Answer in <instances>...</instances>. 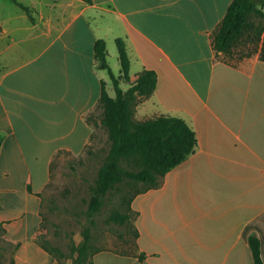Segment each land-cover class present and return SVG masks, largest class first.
<instances>
[{"label":"crops","instance_id":"crops-1","mask_svg":"<svg viewBox=\"0 0 264 264\" xmlns=\"http://www.w3.org/2000/svg\"><path fill=\"white\" fill-rule=\"evenodd\" d=\"M9 1L17 8L0 10L4 263L64 264L36 239L40 194L54 154L77 155L90 144L96 127L86 117L99 126L102 82L114 97L93 47L103 40L107 59L119 38L129 60L122 90L142 70L156 74L133 118H181L196 146L158 187L132 198L131 250H100L93 264H255L250 237L264 264V22L258 41L245 35L216 54L212 34L232 0Z\"/></svg>","mask_w":264,"mask_h":264},{"label":"trees","instance_id":"trees-1","mask_svg":"<svg viewBox=\"0 0 264 264\" xmlns=\"http://www.w3.org/2000/svg\"><path fill=\"white\" fill-rule=\"evenodd\" d=\"M15 3L32 19L28 7L18 2ZM261 5H264V0H232L212 34V48L216 54L230 53L245 35L252 41L259 40L264 22V13L258 8ZM255 16L262 20L260 24L251 21ZM115 43L120 65V75L117 77L108 65L105 42L101 39L96 40L93 47L96 66L108 72L115 95L114 97L109 96L102 82L96 108L101 111L99 126L107 131L110 148L104 163L97 171L94 194L88 206L90 213L97 212L101 197L123 180L132 184H143V188L133 193L130 202L136 194L158 187L162 177L191 155L196 146L194 131L181 118L169 115L154 116L143 120L133 118L136 104L153 93L156 86V74L150 70H142L136 79L129 83V87L122 90L119 87V80L129 82V60L122 39H116ZM260 59L264 61V35ZM86 121L98 127V123L91 115L86 117ZM92 137L93 134L90 141ZM64 152L69 153L59 150L54 154L49 166V178L54 158ZM124 161L130 164L129 169L120 165ZM130 210L135 214L131 208ZM110 218L117 223H124L130 219V214L112 212ZM135 237L136 231L134 230V239ZM37 241L46 251L54 255L43 243L38 239ZM249 246L254 263L263 264L260 259L258 240L250 237ZM100 250L103 249L89 248L88 235L84 233L83 239L74 247L75 256L70 264H93V255ZM9 264H13L12 260Z\"/></svg>","mask_w":264,"mask_h":264},{"label":"rangeland","instance_id":"rangeland-1","mask_svg":"<svg viewBox=\"0 0 264 264\" xmlns=\"http://www.w3.org/2000/svg\"><path fill=\"white\" fill-rule=\"evenodd\" d=\"M26 3L28 0H17ZM15 9L9 0H0V10ZM261 23L257 16L251 19ZM107 61L114 76L119 73L116 46L108 48ZM109 80V74L104 71ZM112 86L111 79L109 80ZM119 87L126 88L122 81ZM135 119H140L135 116ZM110 148L107 131L96 127L88 147L80 154H58L52 163L51 176L41 193V221L37 239L43 243L64 264L71 263L75 256L74 247L88 235L90 249H111L118 252L131 250L134 242V214L130 210V199L136 190L143 188L142 183H129L123 180L115 184L101 197L99 209L95 213L88 210L89 201L94 194L97 171L104 163ZM129 169L128 162L120 164ZM112 212L129 213L130 219L117 223L110 218ZM9 247L0 235V263L5 264Z\"/></svg>","mask_w":264,"mask_h":264}]
</instances>
